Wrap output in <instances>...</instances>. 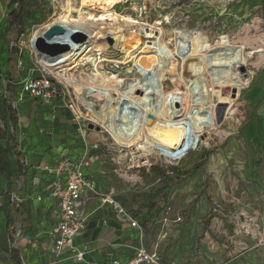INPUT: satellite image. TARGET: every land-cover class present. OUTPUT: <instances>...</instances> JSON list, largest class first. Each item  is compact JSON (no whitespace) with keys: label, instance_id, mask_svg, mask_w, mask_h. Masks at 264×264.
Masks as SVG:
<instances>
[{"label":"rangeland","instance_id":"rangeland-1","mask_svg":"<svg viewBox=\"0 0 264 264\" xmlns=\"http://www.w3.org/2000/svg\"><path fill=\"white\" fill-rule=\"evenodd\" d=\"M75 1L79 6L81 0ZM9 2L0 0V213L3 212L1 217L7 224L12 193L29 189L34 181L31 164L39 157L38 147L43 149L42 158L49 151L67 150L68 155L71 149L90 150L97 146L92 150L91 174L103 191L113 194L141 221L147 245L158 251L161 264H264V153L255 157V146L244 142L239 134L241 126L245 123V127L250 119L252 93L263 72L262 0H123L112 9L121 18L139 22L134 31L142 34L144 43L134 53L138 58L147 47L158 42L159 28L170 49H173L171 40L181 31L201 32L212 46L234 44L246 48L243 65L246 69L243 74L239 69L244 86L222 88L213 96L217 132L205 134L198 151L188 159L172 161L153 154L152 165L142 171L132 168L128 155L132 150L121 152L110 135L91 118V103L97 104L96 112L100 114L108 99L101 101L98 93H91L89 79L98 78V69L103 74V83L111 80L115 86L126 80L143 79L134 61L127 63L130 59L115 44L101 64V56L94 53L82 56L72 68H55L53 73L46 66L49 64L46 58L38 57L34 34L60 11L62 0H23V13L30 17L24 20L25 34L14 47L20 60V82L19 97L11 105L6 78L9 54L2 38L11 12ZM151 26L155 27L152 31L156 39L146 38ZM62 27L64 34L70 31ZM79 33L83 41H91L88 33ZM50 39L43 38L47 43ZM74 44L71 41L59 52L72 51ZM176 59L180 71L182 61ZM113 76L118 80L111 79ZM165 77V93L174 92L179 84V90L186 93L180 78L169 74ZM79 83L87 87L83 95H78L72 85ZM31 84L43 87L32 91ZM155 102L159 105L160 99ZM9 107L19 114L17 129L7 114ZM81 130H88L85 142ZM19 158L28 164L23 179L17 166ZM218 158L220 164L211 169ZM188 171L193 175L183 178ZM166 188H170V195L164 204L162 190ZM201 207L203 212L199 210ZM157 209L158 216L148 219ZM197 215L200 221L193 224Z\"/></svg>","mask_w":264,"mask_h":264},{"label":"bare ground","instance_id":"bare-ground-1","mask_svg":"<svg viewBox=\"0 0 264 264\" xmlns=\"http://www.w3.org/2000/svg\"><path fill=\"white\" fill-rule=\"evenodd\" d=\"M122 1L81 0L77 6L75 0H62L60 11L34 34L43 56L48 54L46 59L49 64L43 63L53 73L55 68L68 69L82 56L97 53L101 56V64L111 46L109 40H113L114 47L130 59L127 63L132 60L135 69L138 67L141 70L139 73L143 79L124 80L123 85L115 86L111 80L103 83V74L98 69V78L89 79L92 81L89 88L93 90L91 93L99 94L101 101L108 100L100 114L96 112L97 104L91 103L92 120L117 145L127 148L137 146L144 156L158 154L174 161L188 159L198 151L205 134L218 130L213 96L222 88L233 86L241 89L244 86L241 70L246 69L243 67L246 64V48L234 44L212 46L201 32L181 31L171 40L173 49H170L169 43L163 39L162 28H159L158 42L147 47L141 57H135V51L144 42L142 34L134 31L139 22L121 18L112 10ZM62 26L70 28V31L60 33ZM150 29L147 39L155 38V27ZM79 32L88 33L91 41H83L81 34L75 35ZM51 34L56 35L49 43L45 42L43 38L49 41ZM70 40L75 43L73 50L52 64L53 56L58 55L60 49L65 50L64 46H69ZM51 41L63 47H50L53 44ZM40 55L38 53V57ZM176 58L182 61L180 71ZM166 74L180 78L186 93L179 90L180 84L174 92L165 93ZM243 76L248 78V75ZM111 79L118 80L116 76ZM72 85L78 95L87 91L81 83ZM116 94L118 97L113 99L111 96ZM156 98L160 99L159 105L155 104Z\"/></svg>","mask_w":264,"mask_h":264},{"label":"crops","instance_id":"crops-1","mask_svg":"<svg viewBox=\"0 0 264 264\" xmlns=\"http://www.w3.org/2000/svg\"><path fill=\"white\" fill-rule=\"evenodd\" d=\"M263 4L264 0L262 8ZM252 102L250 119L240 134L244 142L255 146L253 147L255 157H258L260 152L264 153V65L252 93ZM37 149H40L39 157L31 164L35 171L33 183L29 189L24 187L26 190L23 192L17 189L11 197L12 201L17 203L18 214H23L25 210L29 211L25 226L30 228V232L27 234L23 231L17 222L14 215L17 207H14L12 202L9 206L10 224L1 217L3 212L0 213V264H108L113 258L125 257L127 253L125 246L135 242L138 231L118 221L110 209L100 207L96 200L87 206L88 220L85 229L75 239L76 248L84 253V260L78 261L72 253L58 258L53 256L51 252L53 241L49 232L58 222L59 207L58 203L49 197L48 185L52 177L44 173L41 167H54L59 156L66 155L68 151H49L41 158L43 149L39 147ZM82 150L71 149L68 155L78 156ZM215 161L211 169L216 168L221 162L220 158ZM90 171L91 169L87 173L97 181ZM199 210L203 212L202 207ZM193 221V224L199 222V215ZM27 236L30 240H26Z\"/></svg>","mask_w":264,"mask_h":264},{"label":"built area","instance_id":"built-area-1","mask_svg":"<svg viewBox=\"0 0 264 264\" xmlns=\"http://www.w3.org/2000/svg\"><path fill=\"white\" fill-rule=\"evenodd\" d=\"M39 87L43 86L31 84L29 90L34 91ZM87 132L88 130L80 131L84 142ZM117 147L121 152L128 150L125 146L117 145ZM93 149H97V146L90 150L83 148L78 156L61 155L54 167H41L44 173L52 177L48 185L49 197L54 199L59 207L58 222L49 232L53 241L51 251L53 256L58 258L72 253L78 261L84 260V253L75 246V239L85 229L88 220L87 206L96 200L100 203V207L110 209L118 221L138 231L135 242L125 246L127 252L125 257L113 258L108 264H161L158 251L152 250L147 245L146 232L141 222L113 194L103 191L97 181L87 173L94 161ZM129 149L132 150L128 153L132 168L142 171L152 165V157L144 156L137 146ZM26 240H30V237L27 236Z\"/></svg>","mask_w":264,"mask_h":264},{"label":"trees","instance_id":"trees-1","mask_svg":"<svg viewBox=\"0 0 264 264\" xmlns=\"http://www.w3.org/2000/svg\"><path fill=\"white\" fill-rule=\"evenodd\" d=\"M9 6L11 9V12L8 15V25L5 29V32L3 33L2 38L4 40L3 44L8 47V54H9V56H8V70H7L8 72L6 74V78L8 81V98H9V101L11 102V105H12L19 97L18 86H19V82H20V72L18 69L20 60H17L18 52H17V49H14V47L19 43L21 37L25 34L24 20L26 18H29L30 16L23 13V8H24L23 0H10ZM263 9H264V4H263ZM7 114L9 116V119L12 121L14 128L17 129L18 128V122H19V114L17 113V110L15 108L9 107L7 109ZM244 124L240 128L241 131H242V128L244 127ZM6 149H8V148H6ZM208 158L209 157L206 156V160H208ZM17 166H18L20 178L21 179L25 178L26 177L25 161L23 159L19 158L18 162H17ZM154 171L159 173V174H162V172H160L158 169H154ZM192 175L193 174H191L188 171L183 176V178L191 177ZM178 181H180V180H178ZM170 188H166L165 190H162V193H163L162 201L164 202V204L168 203L169 195H170ZM11 201H12V198H11ZM13 204H14V207H17V203L15 201L13 202ZM18 211H19V209L17 207V210L14 211V215H16L17 222L22 227L23 231H25L28 234L30 232V228L25 226V223L28 221L27 217L29 215V211L25 210V212L21 215L18 214L19 213ZM158 213H159V210L157 209V211H155L152 214V216L150 215L148 217V219L151 220V219L157 217ZM143 228H145V227H143ZM16 262H18V260H16Z\"/></svg>","mask_w":264,"mask_h":264},{"label":"water","instance_id":"water-1","mask_svg":"<svg viewBox=\"0 0 264 264\" xmlns=\"http://www.w3.org/2000/svg\"><path fill=\"white\" fill-rule=\"evenodd\" d=\"M60 33H63V28L61 29ZM79 34H80V33H77V34H75V35H79ZM55 35H56V34H51L48 38H53V36L55 37ZM73 43H74V41H73ZM109 43H110L111 46L114 45V41L111 40V39L109 40ZM49 46H50V47H54V48L59 49V48H61L63 45H59V44L53 43V44H51V45H49ZM38 52H39V54H41V55L43 56V52H41L39 49H38ZM63 54H65V53H63ZM63 54L59 53L58 55L53 56V59H52V60L55 61V60L60 59V57H61ZM47 55H48V54H45L44 57L47 58V57H46ZM46 60H47V59H46ZM241 71H245V69L243 68Z\"/></svg>","mask_w":264,"mask_h":264}]
</instances>
